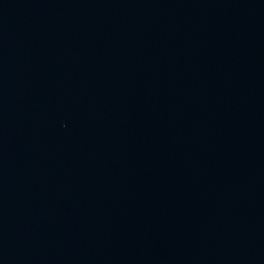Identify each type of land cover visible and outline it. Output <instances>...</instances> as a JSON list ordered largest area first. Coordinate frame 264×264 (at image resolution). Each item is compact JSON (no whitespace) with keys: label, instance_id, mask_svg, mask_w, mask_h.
Listing matches in <instances>:
<instances>
[{"label":"water","instance_id":"1","mask_svg":"<svg viewBox=\"0 0 264 264\" xmlns=\"http://www.w3.org/2000/svg\"><path fill=\"white\" fill-rule=\"evenodd\" d=\"M0 264H264V0H0Z\"/></svg>","mask_w":264,"mask_h":264}]
</instances>
